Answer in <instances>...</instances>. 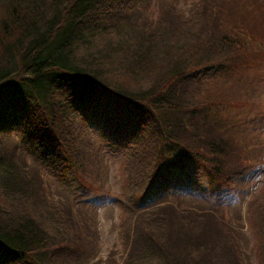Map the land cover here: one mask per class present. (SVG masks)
I'll return each instance as SVG.
<instances>
[{
    "label": "trees",
    "instance_id": "1",
    "mask_svg": "<svg viewBox=\"0 0 264 264\" xmlns=\"http://www.w3.org/2000/svg\"><path fill=\"white\" fill-rule=\"evenodd\" d=\"M145 1L0 0V264H86L78 235L95 234V215L81 210L87 194L40 202L39 212L41 176L14 155L13 132L37 166L81 174L83 191L102 198L88 182L103 158L95 136L105 148L126 144L121 264H247L224 204L259 163L252 115L231 111L255 115L260 105L251 83L264 38L229 13L232 0H203L186 14L169 4L156 19ZM110 104L128 106L126 115L112 116ZM245 210L264 264V193Z\"/></svg>",
    "mask_w": 264,
    "mask_h": 264
},
{
    "label": "rangeland",
    "instance_id": "2",
    "mask_svg": "<svg viewBox=\"0 0 264 264\" xmlns=\"http://www.w3.org/2000/svg\"><path fill=\"white\" fill-rule=\"evenodd\" d=\"M145 2H147L145 7L149 12L148 14L153 19H156V17L160 16V11L169 7V4L176 6L177 9L186 14V12L197 3L200 5L203 0H146ZM232 3L233 0L228 7L229 13H231L233 17H235V15L241 16L243 19L247 20L248 23L254 21L255 23L253 26L255 32L260 33L264 38V31H261L259 26H257L258 23H263L262 28L264 29V4L263 6H258L256 4V8L253 0H234V3H239L240 7L234 6V4L232 6ZM243 25L246 26L245 24ZM246 28L249 29L247 26ZM252 76L258 77L259 79L251 83L254 88H257V92H260L258 99L260 100V105L256 106L254 109L255 115L251 114L248 109H236L231 112L237 116L239 112L244 110L241 114H247L248 116L252 115L250 118L252 120V125L249 130V137L246 138L252 139L250 136L253 135L254 139H258L260 147H257V158L259 159V163L255 169L238 177L239 180L243 179L245 183L248 181V185L243 189L241 187V190L237 187L234 202L232 201L231 204L226 203L224 205L228 206L226 218L231 219V225L234 226L237 232L234 235V243L239 252L238 259L247 264H261L263 258L262 252L260 253V240L253 227V221L249 218L245 209L248 203L250 204L257 196L264 193V63L263 66L259 68L258 73H252ZM235 89L234 91H232L233 89H231V91L227 90L226 93L233 97V95H236ZM127 107L128 106L123 104L109 105L111 115L117 118H122L126 115ZM241 114H239V117L244 118ZM99 135L102 136V133L99 132ZM9 137L11 147L13 145L12 151L14 155L18 156V161L24 164V166L34 168L29 171L30 174H33V172L37 170V175L41 176V179L36 176L37 200H42L37 201L39 212L42 213V210H44L43 208H47V204H42V208L40 202H47L49 205L55 206L60 200L66 202L68 198H74V196L82 201L81 198L87 194L85 197L88 198V200H86L87 202H83V204L85 206L87 204L90 205L88 209L84 206L81 210L84 214L88 211H92V215H95L96 218L93 225L95 234L90 240L78 235L82 243L85 242L88 248H92L90 251L83 244H80L81 250L89 252L86 264H121L127 252L125 228L127 218L129 217V214L124 211L129 206L124 205L121 197L126 186V172L123 166V161L126 160L128 156H126V151H124L126 144L119 145L117 149L114 150L108 146L105 148L104 142L97 135L95 136V138L97 137L96 140H91L95 145L94 153L96 155L94 154V156H96V160L99 159L100 154L103 155V158L99 161L101 162L98 171L99 176L95 171L90 172L88 182L91 183L96 190L98 189L106 193V197L102 198L100 193L88 194L89 192L83 191L81 186H84V183L80 180L81 174L71 173L72 171H65L62 169L66 172L63 173L57 168V171H55V169L52 170L49 167L55 164L53 162L48 164L49 167L39 164L38 166L41 167L38 168L37 164L32 162L29 154H26L27 149L21 144L22 140H20L19 136L13 132ZM114 144L115 143H113V145ZM36 167L38 169H36ZM102 177L104 178L102 179ZM195 179L201 182L205 181V179L198 174L195 176ZM43 181L50 187L49 194L44 191ZM161 195V192L157 193L158 197ZM197 196L200 195L197 194ZM163 200L164 202L166 201L165 197L162 198V200L160 199L161 202ZM76 205H78L77 201H75V206ZM50 214H53L51 209Z\"/></svg>",
    "mask_w": 264,
    "mask_h": 264
}]
</instances>
